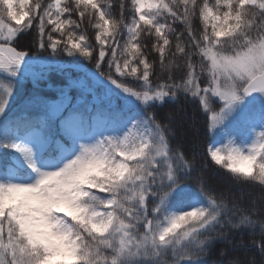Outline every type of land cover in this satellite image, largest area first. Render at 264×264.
<instances>
[{
	"label": "snow or ice",
	"instance_id": "6c2138e0",
	"mask_svg": "<svg viewBox=\"0 0 264 264\" xmlns=\"http://www.w3.org/2000/svg\"><path fill=\"white\" fill-rule=\"evenodd\" d=\"M29 33L49 55L17 48ZM61 54L92 67L9 114ZM181 97L208 160L264 189V0H0V264H205L217 244L220 264H264V197L210 190L172 147L158 110ZM245 235L259 260L229 258Z\"/></svg>",
	"mask_w": 264,
	"mask_h": 264
},
{
	"label": "trees",
	"instance_id": "16d2710c",
	"mask_svg": "<svg viewBox=\"0 0 264 264\" xmlns=\"http://www.w3.org/2000/svg\"><path fill=\"white\" fill-rule=\"evenodd\" d=\"M113 3L118 5L119 0H113ZM118 13V7L113 9ZM127 16V12H125ZM180 27L179 25L177 26ZM34 33L22 35L17 42L16 46L19 50H27L32 55H49V53H38L36 48L32 45ZM89 35H92L89 31ZM63 64L68 65L64 71L49 70L36 65L34 71L42 74V78H39L33 82L32 78H28L19 86L16 93V97L10 105L9 114L19 113L21 106L25 99L32 96H40L46 99H55L57 93L55 89L57 87L66 86L68 81L65 73H70L72 78L75 79L82 75V72L77 71L76 67L72 65L78 64L80 67L91 68L92 64L82 58L73 60L61 54L57 57ZM159 71V68L157 69ZM70 95L75 98L77 90L72 89ZM171 109L175 113V121L172 127L175 130V136L172 138V147H182L187 157L192 160L193 153L194 158V176H201L207 188L213 191L230 190L233 193L239 195L240 191H243V202L247 204L251 200H256L257 203H261V198L264 197V189L249 185H237L218 166L211 163L206 155L207 146L210 143V134L206 131L205 121L206 115L202 110L197 109L196 104L191 101H186L183 97L180 99V103L167 105L164 109L158 110V118L163 117L164 112ZM216 138V137H215ZM205 164L207 167L205 168ZM197 187V185H193ZM259 214V213H258ZM258 238V237H257ZM252 237L245 235L244 243L248 245L246 252L232 253L231 257L239 256L241 259H251L255 257L259 260V254L257 249L251 247ZM222 245L217 244L212 250L211 254L207 256L205 264H220L223 259L218 255L217 250Z\"/></svg>",
	"mask_w": 264,
	"mask_h": 264
},
{
	"label": "rangeland",
	"instance_id": "374dc122",
	"mask_svg": "<svg viewBox=\"0 0 264 264\" xmlns=\"http://www.w3.org/2000/svg\"><path fill=\"white\" fill-rule=\"evenodd\" d=\"M177 75L179 76L180 73H177ZM216 140L220 142V143H218L217 146H221L222 143H227V138L226 137L217 136Z\"/></svg>",
	"mask_w": 264,
	"mask_h": 264
}]
</instances>
